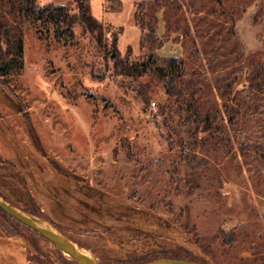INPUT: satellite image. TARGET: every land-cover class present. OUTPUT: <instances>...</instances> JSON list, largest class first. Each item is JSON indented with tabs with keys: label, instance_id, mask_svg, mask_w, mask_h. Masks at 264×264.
Returning a JSON list of instances; mask_svg holds the SVG:
<instances>
[{
	"label": "rangeland",
	"instance_id": "374dc122",
	"mask_svg": "<svg viewBox=\"0 0 264 264\" xmlns=\"http://www.w3.org/2000/svg\"><path fill=\"white\" fill-rule=\"evenodd\" d=\"M104 2L143 75L117 69L108 21L72 31L0 0V197L103 264H264V0ZM28 228L0 214L30 258L79 264Z\"/></svg>",
	"mask_w": 264,
	"mask_h": 264
},
{
	"label": "trees",
	"instance_id": "16d2710c",
	"mask_svg": "<svg viewBox=\"0 0 264 264\" xmlns=\"http://www.w3.org/2000/svg\"><path fill=\"white\" fill-rule=\"evenodd\" d=\"M76 3V7L74 6ZM106 10L108 12H122L124 10V0H105ZM74 9H77L74 11ZM32 11L37 16V18H48L53 21L54 24L61 25L67 23L72 31H74V26L76 23H80L83 29L89 30L91 32L98 31L102 34L104 29V21L97 18L93 13L92 1L91 0H71L65 3H46L44 5L40 4L38 0H33ZM136 24H140V14L136 12L135 14ZM109 27L116 28L113 32V43L112 47L115 49L116 54L113 55L114 60L116 61V67L120 73L128 76H141L149 68L147 61H137L132 60L131 56L133 54L134 48L132 45L128 46L127 54L122 57L119 51V38L124 33V27L118 26L115 27L112 24L108 25ZM154 30V29H153ZM155 31V30H154ZM143 43V41H142ZM16 52L19 54L23 51V40L22 37L16 33ZM180 58L172 56L168 58V64L171 68L178 67ZM163 70V68H160ZM171 95H178V92L175 88L168 90ZM8 202V201H7ZM10 203V202H9ZM32 214L37 215V212L31 210ZM0 214L6 219L13 221L14 217L9 215L7 212L0 208ZM35 233H38L32 228H28ZM34 260L33 258H30ZM65 262H74L71 259H68L63 256ZM36 261V260H34ZM43 264L40 261H36Z\"/></svg>",
	"mask_w": 264,
	"mask_h": 264
},
{
	"label": "water",
	"instance_id": "95a60500",
	"mask_svg": "<svg viewBox=\"0 0 264 264\" xmlns=\"http://www.w3.org/2000/svg\"><path fill=\"white\" fill-rule=\"evenodd\" d=\"M0 208L17 219L19 222L25 224L26 226L34 229L38 233L50 239L57 247L70 254L73 259L76 260L79 264H103L93 256H91L90 258L86 257L82 253L81 247L78 244H76L62 232L49 225L38 216L33 215L30 212L5 201L2 197H0ZM166 261H172L176 264H199L187 259L170 256L156 258L149 263L163 264Z\"/></svg>",
	"mask_w": 264,
	"mask_h": 264
},
{
	"label": "crops",
	"instance_id": "0c3cea01",
	"mask_svg": "<svg viewBox=\"0 0 264 264\" xmlns=\"http://www.w3.org/2000/svg\"><path fill=\"white\" fill-rule=\"evenodd\" d=\"M65 2H67V0H65L62 3ZM106 13L109 12L106 10ZM100 20L104 22L108 21L109 23L115 26H124L121 23L111 22L109 18L106 16ZM124 32H125V27H124ZM0 264H41V263H38L30 259V257L28 256L26 246L16 236H8L4 233L2 229H0Z\"/></svg>",
	"mask_w": 264,
	"mask_h": 264
},
{
	"label": "bare ground",
	"instance_id": "6f19581e",
	"mask_svg": "<svg viewBox=\"0 0 264 264\" xmlns=\"http://www.w3.org/2000/svg\"><path fill=\"white\" fill-rule=\"evenodd\" d=\"M47 223V222H46ZM81 251H82V253L86 256V257H88V258H90L92 255H91V253L90 252H88V251H86V250H84V249H81ZM70 255V254H69ZM71 256V255H70ZM72 257V256H71ZM73 258V257H72ZM163 264H176V263H174V262H172V261H166V262H164Z\"/></svg>",
	"mask_w": 264,
	"mask_h": 264
}]
</instances>
